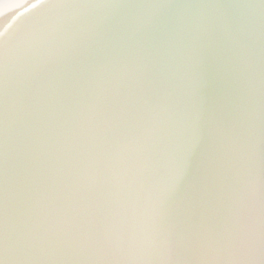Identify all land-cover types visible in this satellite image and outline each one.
<instances>
[{
	"label": "bare ground",
	"instance_id": "obj_1",
	"mask_svg": "<svg viewBox=\"0 0 264 264\" xmlns=\"http://www.w3.org/2000/svg\"><path fill=\"white\" fill-rule=\"evenodd\" d=\"M121 1L71 0L66 6L46 5L45 9L42 5L39 11L23 18L26 21L17 32L28 37L37 22L43 21L39 35L48 36L56 21L64 18V24L69 25L64 37L71 40V45L64 49L66 62L58 66L63 73L62 84L51 91L50 114L57 125H50L46 132L31 128L34 134L41 131L43 140L55 138L50 146L55 156L47 163L56 167L49 172L46 169L39 179L34 178L41 183L38 186L32 177H27V190L21 202L27 200L28 212L19 224H12V230L23 222L29 225L27 217L33 214L37 223L32 228L50 240L41 246L51 250L46 257L42 256L45 264H77V259H87L88 251L61 247L51 241L82 230L78 223L89 221L95 210L104 216L108 204L121 197L123 186L114 193L113 186L106 180L102 182L103 165L116 146L139 142L141 168L145 161L148 167L156 168L154 172L166 167L162 171L166 176L162 188L166 191L158 199L164 201L166 194L167 200L153 206L156 196L150 194L145 198L153 206L155 226L157 220L163 226L162 219L167 214L175 216L173 212L177 214L187 206L195 214V197H202L201 179L206 171L213 170L214 178L228 181V193L221 201L217 196L209 205L210 215H215L209 223L216 229L223 225V233L229 235L235 221H239V212L245 211L244 198H252L248 225L258 234L253 244L260 248L256 258L261 262L264 256L259 189L249 195L243 190V181L249 168L254 169L257 180L264 171V0H137L134 6H122V15L115 22V30L120 31L116 45L120 52L110 47L103 49L85 76L92 78L106 64L118 66L114 71L100 73L91 86L86 82L92 92L77 99L74 88L80 77L68 72L69 67L66 72V64L71 61V69L79 66V57L74 58L73 54L79 48L78 53L88 49L82 44L101 25L96 5L113 7ZM30 4L28 0H15L2 6L0 13L27 11ZM103 13L98 17L105 15L106 20L108 14ZM125 20L130 21L127 26L122 25ZM102 33H111L110 40L116 41L112 36L114 30L104 27ZM241 44H245V49L240 48ZM121 52L123 55L118 54ZM78 87L81 94L87 93ZM11 137L17 138V131ZM28 145L23 141L18 144L24 152L29 150ZM220 145L225 147L226 156H219L223 149ZM35 155L36 152L32 153V157ZM35 160L41 161L33 158L25 164L29 176L37 166ZM123 191V196H132L124 206L131 221L137 215L135 200L141 198L138 196L142 191L139 183L132 190L123 187ZM212 206L216 208L214 213ZM221 206L222 212L218 210ZM16 215V211L9 209L8 220ZM203 222L193 221L192 229L207 230V222ZM92 225L89 224L92 231L98 228ZM183 225L182 218L171 217L166 226L175 234ZM188 227L191 229V224ZM162 230L165 232L166 228ZM119 250L116 255H120V263L123 258V264H143L149 261L151 253L147 245ZM158 257L162 264L167 254ZM177 258L181 261V254ZM37 259L35 253L14 261L7 251L3 264H36Z\"/></svg>",
	"mask_w": 264,
	"mask_h": 264
},
{
	"label": "water",
	"instance_id": "obj_2",
	"mask_svg": "<svg viewBox=\"0 0 264 264\" xmlns=\"http://www.w3.org/2000/svg\"><path fill=\"white\" fill-rule=\"evenodd\" d=\"M14 1L15 0H0V8L2 6L7 7V5ZM28 1H30L31 6L29 7V9H27V11L23 10L18 13L17 11H6L4 13H0V45H2L6 60V198L9 203V209L12 208L18 213V215H16L13 219L8 220V229L10 232H13L12 229L14 225L12 224H19L22 220L20 212L16 210V206H20L19 203H22L21 201L23 199L22 194L26 193V187L28 183L26 182L27 177H32L33 181L38 186L41 183H39V180L34 178L36 177L39 179L40 175L43 174V172H46V169H48L47 172H49L50 169L52 170L53 167H56L55 164H53L52 166L50 162L47 163L49 160H51V157L55 156V150L50 149V146H52L53 142L55 141V138L47 137L46 140H43L41 139V131H38L39 133L34 134L31 128H35L37 130L41 129L46 132L47 128L50 125H53V128H55L57 125L55 119H53L52 115L50 114V109H52L53 106L51 91L53 89L59 88V85L62 84L60 79L63 78V73H60L61 68H58V66L61 67L66 62L65 56L67 55V53L65 55L64 52L66 48L71 45L69 44L71 40L66 39V37H64L65 30L69 28V25L66 26L64 24V18H61L59 21H56V23L54 24V29L48 34V36L39 35L43 26V21L37 22L35 26H32L33 33L32 35L30 34L31 37H28V35H18L17 31L23 27V23H25L26 21V19L23 18H28L31 13H36L37 11H39L42 5L45 9V6L47 5L42 4L41 0H34L33 2H31V0ZM135 3H138V1L123 0L119 3V5H114L113 7L111 5H96V17L99 22L101 20V25L97 28L93 36L90 35L88 42L82 44V47L86 46V48L88 49L86 51L84 50L85 52L83 51L82 53H78L80 49L79 48L77 51H75L76 54H73L74 58L79 57L78 60H80L81 62L79 66H77V68L74 67V69H71L73 68L72 66L70 67L71 61L66 64V72L69 67L70 70L68 72H71L74 77H80V81L74 88V92L77 96V99L81 98L82 95L86 98V95L88 96V94L92 92V89H89L86 85L91 86L90 84L92 83V81L96 80L100 73L102 75V73L106 74L107 72L114 71L118 66H115V64H106L103 65L97 71H95V75H93L92 78L88 79L85 76V74H87L85 72L91 70L93 63L98 59V56L103 49H108L110 47L111 50H114L115 52H120V50L116 48V45L119 44L120 31L119 29L115 30V22L122 15V6L125 7L127 4H133L134 6ZM102 12L108 14L106 20L105 15H102V17H98ZM214 12L216 13V9ZM114 18L116 19L113 20ZM129 22L130 21L126 22L125 20L122 22V25L127 26ZM104 27L108 31L114 30L115 34L112 35L113 37H116V41L114 43L112 40H110L111 33H107V35L105 36L102 33V29ZM57 34L59 35L57 36ZM241 46L244 47V49L246 47L245 44L244 46L243 44H241V49ZM118 54L123 55L122 52ZM88 63H90L91 67H89L90 65H87ZM84 79H88L90 81H85ZM78 86H81L80 88L87 90L85 91L87 93L81 94L82 92H80ZM16 131L18 137L12 138L11 135H13ZM122 138L123 137L121 136L120 139ZM20 141L25 142L26 145L29 144V150L27 152H24V149L18 146ZM220 146L223 149H221L219 156H226L225 147L223 145ZM30 150L31 152L28 153ZM35 152V157H32V153L34 154ZM33 158H39L41 159V161L35 160L37 161V164H35L37 166L33 168L32 175L29 176L26 170L27 165L25 164L27 162L28 164H30L32 162L30 160ZM214 160H217V157H215ZM161 168H163V170H166V167L164 165ZM154 169L148 167L146 161L144 162L142 168H140L138 183L142 192L138 197H141L139 198L140 200H147L145 198L148 197V195H155L156 198H154L155 201L153 206H157V204L161 205L167 200V196L165 193L164 201L158 199V197L162 195V191H166L164 188H162V184L166 180V176L164 174L162 175L163 170L154 172ZM213 172V170L211 172L206 171L203 179H201L204 184L201 185L200 183L201 188L203 187L202 197L201 199L195 197L196 199L200 200H197V203L195 204V206H198V209L195 214L190 213L189 206H187L186 209H180L177 214L173 212V215L175 216H170V213L167 214L166 217L162 219L165 226L163 225L160 227V223L156 219L157 226H155L154 224L155 228H157L158 230L166 228L165 232L167 233H170V229L167 228L166 225L169 223L171 217H175L176 219L182 218L184 224L182 229L179 231H175L174 234L184 241V247L187 249L183 254H181V261L178 260L177 255H175V257H172L171 255L169 256L167 254V258L165 257L162 262L169 264H255L256 262H258L259 264H261V262L257 261L256 258L260 248L253 244L254 236H257L258 234H256L254 232V229H251V227L248 225L249 212L253 204V199L249 196L244 198L245 204L243 205L244 208L242 207V209H244L245 211L239 212V221H235L234 231L231 232H238L242 234L245 242H243V244L238 246L237 248H234L230 251H225L223 253H205L200 251V248L202 246H207L213 241L221 240L227 238L228 236V233H223V225L216 229L214 225L209 223L210 221H212V217H215V215H210L211 213L209 212V205L213 204V200H217V196L219 201H221V198L224 199V197H226L228 193V181H221L219 178H214ZM232 179H234V176L232 177ZM103 180L105 181L104 176L102 182ZM113 188L115 189L114 193H116L120 189V186H113ZM124 189L126 190V188ZM121 191V196H123L125 194V192L123 191V187ZM247 206L249 208L248 212L246 211ZM221 207H218V210H221L220 212L224 211V207ZM212 209L214 213L216 208L212 206ZM161 210L162 213H164L163 207L161 208ZM91 214L92 215H89V221H85L84 224H82L81 222L80 224H77L78 228L82 229L78 232H87L88 230L91 232L92 230L91 228L89 229V224L92 227L93 223L96 224L98 228L103 226L105 213L103 216V213L101 211L95 210ZM29 217V226L34 227V225L37 223V219L33 214L30 213L27 219ZM199 219L201 221L204 220V222H207V230L201 231V229L198 230L195 227L192 229V222L199 221ZM72 220L73 219H71V221ZM99 222L102 223L98 225ZM189 224H191V229L188 227ZM179 225L181 226L180 221ZM247 225L248 228H245ZM95 229L96 228H94L93 231ZM247 240L251 242L246 243ZM117 249L119 250L121 249V247L118 245L116 247L114 245L113 250L107 253L95 251L86 252V250H82V252L85 251L87 253V255H85L87 256V259L83 260V257L81 259H77V264H123V258H121L122 261L120 263V255H116L120 252V250L118 251ZM47 251L50 252L51 250H47V248H42L40 251L36 252L38 255L36 264H45V258H42V256L46 257V254H49ZM8 252L14 256V261H17L20 257H22V254L18 253L15 248L10 247ZM158 256L159 254L151 251L149 255V261L143 262V264H159L160 259ZM253 258H256L255 261H253Z\"/></svg>",
	"mask_w": 264,
	"mask_h": 264
},
{
	"label": "snow or ice",
	"instance_id": "obj_3",
	"mask_svg": "<svg viewBox=\"0 0 264 264\" xmlns=\"http://www.w3.org/2000/svg\"><path fill=\"white\" fill-rule=\"evenodd\" d=\"M69 2L71 0H41L42 4L53 7H63ZM5 88L6 60L2 45H0V264H3V259L10 247L15 248L22 255H30L40 251L42 245L50 242L49 237L39 235L26 222H23L13 232L8 229L9 203L6 198L5 179L7 164ZM141 149L139 142L122 144L114 148L103 165L104 177L109 185L123 186L129 190L135 188L139 182ZM257 188L260 194L261 255L264 256V171L257 180L254 169L249 168L243 181V190L249 195H254ZM130 200L132 196L129 193L109 203L102 227L91 232H77L65 238H57L51 243L61 247L101 253L111 252L114 245L126 249L147 245L154 253L168 255L183 254L187 250L181 238L155 228V213L149 201L135 200L137 215L133 216L130 221L124 207ZM28 208V202L25 200L17 210L21 216H26ZM243 242V235L234 232L230 233L227 238L202 246L200 251L223 253L237 248ZM261 264H264V260Z\"/></svg>",
	"mask_w": 264,
	"mask_h": 264
}]
</instances>
